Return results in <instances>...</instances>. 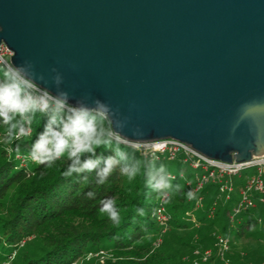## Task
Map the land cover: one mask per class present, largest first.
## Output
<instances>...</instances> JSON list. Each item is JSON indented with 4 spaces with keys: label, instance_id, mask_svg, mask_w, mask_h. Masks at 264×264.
<instances>
[{
    "label": "water",
    "instance_id": "1",
    "mask_svg": "<svg viewBox=\"0 0 264 264\" xmlns=\"http://www.w3.org/2000/svg\"><path fill=\"white\" fill-rule=\"evenodd\" d=\"M1 41L53 94L118 110L129 140L264 154V0H0Z\"/></svg>",
    "mask_w": 264,
    "mask_h": 264
},
{
    "label": "trees",
    "instance_id": "2",
    "mask_svg": "<svg viewBox=\"0 0 264 264\" xmlns=\"http://www.w3.org/2000/svg\"><path fill=\"white\" fill-rule=\"evenodd\" d=\"M46 119L38 114L30 135L11 139L8 145L0 141V263L16 250L20 264H74L81 256L103 250L109 251L110 256L100 264H196L193 242L207 247L218 232L229 237V264L264 261V229L258 219L264 220V202L231 218L237 195L225 200L213 181L195 192L196 199L189 200L187 193L197 169L183 159L182 152L173 157L168 151L155 154L157 167L166 166L170 160L184 163L178 171L167 169L175 177L167 200L145 186V177L129 179L118 169L104 184L97 183L95 172L66 178L63 172L70 163L66 158L51 167L37 165L30 158L32 144L43 131ZM7 127L0 119V130ZM125 150L138 159L144 153L141 149ZM100 154L106 157L113 153L101 148L97 149V155ZM26 159L29 162L24 164ZM84 175L88 176L87 184L83 183ZM234 178L243 182L242 175ZM177 184L181 186L179 191L175 190ZM240 185L235 182L236 188ZM89 192L94 195L90 197ZM199 196L203 199L202 207L196 205ZM107 198L116 201L121 217L119 226L106 213L99 212L100 201ZM160 205L167 215L164 222L156 217ZM141 208L145 209L144 216L138 214ZM177 229L181 231L175 232ZM31 238L39 239V250L22 246ZM212 248L198 264H223L216 247Z\"/></svg>",
    "mask_w": 264,
    "mask_h": 264
},
{
    "label": "clouds",
    "instance_id": "3",
    "mask_svg": "<svg viewBox=\"0 0 264 264\" xmlns=\"http://www.w3.org/2000/svg\"><path fill=\"white\" fill-rule=\"evenodd\" d=\"M0 64V119L8 126V136L15 135L17 140L28 136L38 114L41 119L47 118L43 131L32 144L30 158L34 163L51 167L57 160L66 158L70 161L63 172L66 178L73 174L95 172L97 183L104 184L118 169L129 179L137 175L145 177V186L162 195L173 190L172 180L175 177L164 164L157 167L158 157L154 153L149 158V154L144 152L138 159L125 150L133 148L135 152L139 149L125 134L128 121L118 110L100 100L93 105L82 101L70 104V94L64 90L53 94L44 86L43 75H38L30 62L13 65L0 61ZM54 81L59 86L62 77L57 74ZM133 134L142 135L139 129ZM19 147L17 145V151ZM101 148L113 154L106 157L97 155V149ZM88 182V176L84 175L83 183ZM180 187L175 185V190L179 191ZM88 195L91 197L94 194L89 192ZM187 198L194 200L196 194L188 191ZM100 204L99 212L106 213L119 226L121 217L115 199L107 198ZM138 214L144 216L145 209H138Z\"/></svg>",
    "mask_w": 264,
    "mask_h": 264
},
{
    "label": "built area",
    "instance_id": "4",
    "mask_svg": "<svg viewBox=\"0 0 264 264\" xmlns=\"http://www.w3.org/2000/svg\"><path fill=\"white\" fill-rule=\"evenodd\" d=\"M11 54L12 50L9 46L4 41H1L0 61H6L11 64ZM130 141L134 144V147H138L150 155L156 154V151H168L170 157H173L177 152H182L183 159L192 168L197 169L190 187V191L194 193L199 191L209 181L217 184L218 192L225 200L230 199L236 192L237 198L230 214L231 218L242 210L256 207L258 203L264 202V154H253L250 159L243 161H225L209 157L192 147L191 144L173 137L147 141ZM234 175H242L243 182L239 188L235 187ZM166 196L164 195L162 200ZM199 199H201V196L198 197ZM156 217L160 222L165 221L167 215L163 205L157 208ZM258 219L264 229V220L261 217ZM216 245L218 246L217 253L222 256L229 248V237L218 234ZM195 252L198 253L199 251L195 249ZM207 257L208 253L206 252L202 259L205 260ZM195 263L198 264V260ZM259 264H264V261Z\"/></svg>",
    "mask_w": 264,
    "mask_h": 264
},
{
    "label": "rangeland",
    "instance_id": "5",
    "mask_svg": "<svg viewBox=\"0 0 264 264\" xmlns=\"http://www.w3.org/2000/svg\"><path fill=\"white\" fill-rule=\"evenodd\" d=\"M11 139H16L15 138V135L13 136H8L7 134V130H0V141H4L6 142V145L8 141H10ZM29 160L26 159L25 161H23V163H28ZM184 165L183 162L181 161H177V160H170V161H167V165H166V168L168 170H172V171H178L179 169H181V167ZM190 171V170H189ZM188 171V172H189ZM187 172V170L185 171ZM235 182L237 185L241 184L242 181H240L239 179L237 178H234ZM234 195L236 196L237 193L235 192ZM169 197V196H168ZM168 197H166L165 199L167 200ZM223 198V197H222ZM203 199H199L197 200V207H202V202ZM261 206V205H260ZM263 206H264V203H263ZM213 213V209L210 211L209 214H212ZM165 229H170L169 227H166ZM177 231H181L180 229H177L175 232ZM220 234L219 232L216 233L214 235V239H213V242L211 245H208L207 247H201V245H199V243L197 242H193V243H196V246H195V249H197L199 252L196 253L195 252V249H194V253H196L197 255H195L194 257V261L198 260L202 257L203 255L207 252L208 255L210 254L211 250L213 249L212 247H216L217 249V245H216V237L217 235ZM195 237H199V235H195ZM246 244H250V241L248 240V238H245V241H244ZM40 241L38 238H31L29 241H25L22 246L26 247V248H29L31 249L32 251H35L36 250H39V245H40ZM230 244V242H229ZM230 246V245H229ZM18 250H16V252L14 251L12 253V255L6 259L5 261H2L0 264H16L19 262V259H17V255H18ZM110 256V252L109 251H103V250H99L97 252H93V253H88L86 254L85 256H81L74 264H100V263H103L105 258ZM219 257H221L222 261H223V264H229V259L227 257V252L225 251V253L220 256L218 255ZM21 263V262H20ZM18 263V264H20Z\"/></svg>",
    "mask_w": 264,
    "mask_h": 264
}]
</instances>
